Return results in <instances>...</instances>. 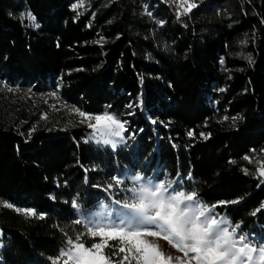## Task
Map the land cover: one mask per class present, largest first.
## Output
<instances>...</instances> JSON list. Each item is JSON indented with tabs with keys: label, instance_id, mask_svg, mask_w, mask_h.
<instances>
[{
	"label": "trees",
	"instance_id": "trees-1",
	"mask_svg": "<svg viewBox=\"0 0 264 264\" xmlns=\"http://www.w3.org/2000/svg\"><path fill=\"white\" fill-rule=\"evenodd\" d=\"M191 1L179 16L162 0H149L150 15L132 0L93 1L81 15L78 0H0L1 81L58 90L135 133L112 151L86 125H53L0 93V197L13 205L0 206V264H53L80 233L90 245L75 221L125 168L181 177L184 191L209 207L230 202L214 212L264 238V0Z\"/></svg>",
	"mask_w": 264,
	"mask_h": 264
},
{
	"label": "snow or ice",
	"instance_id": "snow-or-ice-1",
	"mask_svg": "<svg viewBox=\"0 0 264 264\" xmlns=\"http://www.w3.org/2000/svg\"><path fill=\"white\" fill-rule=\"evenodd\" d=\"M194 7L196 4H188L184 12H190ZM26 18L35 21L30 13ZM33 26L38 27L36 24ZM73 111L83 118L81 123H86L91 129L90 139L113 151L126 140L124 134L130 132L125 126L127 122L121 121L114 113ZM130 134L135 135L134 132ZM259 172L264 176V167ZM129 179L132 186L123 189L128 195L115 200L119 208L114 214H108L109 222H88L87 234L93 242L86 244L82 239L85 233L69 238L57 260L66 257L63 264H264V238L251 239L248 233L241 231L240 223L233 224L226 216L214 212L216 207L230 202L222 201L211 207L204 205L196 192L180 190L181 179H157L139 173L132 174ZM121 184L124 180L114 176L105 191ZM71 204L74 209L79 207L76 200ZM4 206L13 207L7 202ZM17 211L36 215L31 209ZM75 223L80 224L81 221L76 220ZM96 238L100 240L97 242ZM155 239L165 241L181 255L166 254L154 242ZM110 241L118 243L110 245ZM109 247L111 251L106 255L104 250Z\"/></svg>",
	"mask_w": 264,
	"mask_h": 264
},
{
	"label": "rangeland",
	"instance_id": "rangeland-1",
	"mask_svg": "<svg viewBox=\"0 0 264 264\" xmlns=\"http://www.w3.org/2000/svg\"><path fill=\"white\" fill-rule=\"evenodd\" d=\"M93 1H97V0H78V2H76L74 5L75 6L74 9L80 15L86 13L90 11ZM98 1H100L101 4H108L112 0H98ZM162 1L169 3L179 16L188 15L189 12H184V8L187 7L188 4L193 3L191 0H187L186 3L184 2V0H162ZM132 3L138 9L140 15H146V14L150 15L152 13L151 11H149V5H150L149 0H132ZM182 4L183 7H181ZM26 17L27 16H24L25 21L31 22V20L27 19ZM157 23L158 25H162V22L160 21ZM9 89H11V91ZM0 93H3L12 101H17L19 99H22V102H24L25 105L31 108L32 113L38 115V117L41 120L43 121L47 120L49 123L53 125H58V124L60 125L63 122H67L68 124L71 122L81 123V120L83 119L78 115V113L73 111L74 109L73 107H71L67 102H65L62 99L58 90L50 89L42 92H34L30 90V87H25L21 85L9 86L0 80ZM105 112L110 113L109 111H105ZM121 121L127 122V120L124 119H121ZM81 124L87 126L86 123H81ZM125 126L126 128L129 129L128 122L126 123ZM130 133L132 132H126L124 134L126 140L120 145H118V147L122 145H126V143H128L133 138V135H131ZM90 134H91V129H90V133L87 136V139L97 144L95 140L90 139ZM98 145L103 146L102 144H98ZM103 147H108V146H103ZM255 161L257 165H259V169L261 167H264V150L260 154L256 155ZM132 174H136V173H133L128 168H125L124 170H120L116 174V177H119L120 179L124 180V184H121L120 186H114L110 190L109 194L103 197L101 204L95 210L91 211L87 215H82L81 213L79 214L80 221L84 223L85 227L88 225L89 221H95L96 223H105V224L109 222L108 214L110 213L114 214L115 211L119 208V206L115 204V200L123 199L128 195L126 192L123 191V189L125 187L132 186V182L129 179ZM164 179H171V178L166 177ZM176 179H181V177L174 178L172 180H176ZM182 187H183V181H182ZM182 187L180 190H183ZM5 202L9 203L4 198L0 197V206H4ZM16 209H23V208H16ZM19 212L25 213L23 211H19ZM96 239L98 241L100 240V238H96ZM148 239L153 240L154 238H148ZM154 242L158 243L166 254L173 256L181 255L180 253L170 248V246L163 240L155 239ZM113 243H118V242H114V241L109 242L110 245ZM1 247L2 244L0 242V248ZM120 255L122 256L124 254H120ZM64 259H66V257H61L59 260L57 259L54 260L55 264H63ZM133 264H135V262H133Z\"/></svg>",
	"mask_w": 264,
	"mask_h": 264
}]
</instances>
